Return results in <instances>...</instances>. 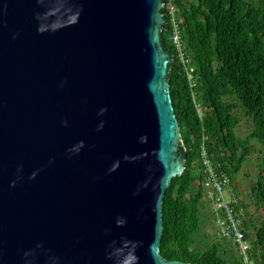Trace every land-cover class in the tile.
<instances>
[{
  "label": "water",
  "instance_id": "obj_1",
  "mask_svg": "<svg viewBox=\"0 0 264 264\" xmlns=\"http://www.w3.org/2000/svg\"><path fill=\"white\" fill-rule=\"evenodd\" d=\"M164 2L0 0V264H189Z\"/></svg>",
  "mask_w": 264,
  "mask_h": 264
},
{
  "label": "trees",
  "instance_id": "obj_2",
  "mask_svg": "<svg viewBox=\"0 0 264 264\" xmlns=\"http://www.w3.org/2000/svg\"><path fill=\"white\" fill-rule=\"evenodd\" d=\"M162 15L166 25L161 38L171 57L170 94L185 170L173 178L165 195L161 254L189 264H264V223L260 228L248 224L241 213L245 204L234 199L252 245L248 262L236 247L237 255L228 249L230 239L210 241L202 212V148L233 186L251 155L249 140L264 145V0H165ZM174 19L194 68L193 87L173 41ZM238 110L253 122L250 138L237 134ZM251 192L256 211L264 214V163ZM251 228L256 230L254 238Z\"/></svg>",
  "mask_w": 264,
  "mask_h": 264
},
{
  "label": "built area",
  "instance_id": "obj_3",
  "mask_svg": "<svg viewBox=\"0 0 264 264\" xmlns=\"http://www.w3.org/2000/svg\"><path fill=\"white\" fill-rule=\"evenodd\" d=\"M172 15L174 16V10L172 11ZM173 24V41L179 52L180 59L186 65L188 78L193 87L195 86L194 68L190 66L191 59L187 57L184 52L176 19L173 20ZM202 159L205 174V197L212 204L213 213L223 235L222 237L232 240L241 256H243L244 261L248 262L252 245L246 237V230L244 228V221L241 217V213L238 212L235 207V205L239 204L238 201L231 199V197H227L229 179L225 174L219 173L216 170L205 148H202Z\"/></svg>",
  "mask_w": 264,
  "mask_h": 264
},
{
  "label": "rangeland",
  "instance_id": "obj_4",
  "mask_svg": "<svg viewBox=\"0 0 264 264\" xmlns=\"http://www.w3.org/2000/svg\"><path fill=\"white\" fill-rule=\"evenodd\" d=\"M241 116V123L237 128V134L242 139L250 138V134L254 129L253 122L250 118L246 117L242 111H237ZM249 145L252 148L251 155L248 157L246 162L243 164L241 172L237 175L233 186H227V197L231 199L240 200L245 207L241 209L243 218L248 224H253L255 227H262L264 223V214L257 210L255 200L252 198V187L257 182V176L264 163V145L257 139H250ZM202 212L205 217L204 229L210 235V241H221L223 235L219 230V226L215 221L216 217L213 213L212 204L206 198L202 204ZM248 214V215H247ZM203 218V217H202ZM256 230L251 228L250 234L254 238ZM232 252H236L233 241H228ZM237 255V252L235 253Z\"/></svg>",
  "mask_w": 264,
  "mask_h": 264
}]
</instances>
